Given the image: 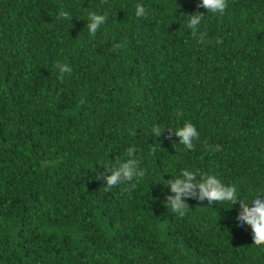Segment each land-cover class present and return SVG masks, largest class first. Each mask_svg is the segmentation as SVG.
<instances>
[{"label":"trees","instance_id":"obj_1","mask_svg":"<svg viewBox=\"0 0 264 264\" xmlns=\"http://www.w3.org/2000/svg\"><path fill=\"white\" fill-rule=\"evenodd\" d=\"M198 5L0 0V264H264L238 204L163 203L183 168L264 188V0ZM90 12L108 17L95 34ZM186 120L191 150L169 134ZM129 146L144 175L107 187L99 163Z\"/></svg>","mask_w":264,"mask_h":264},{"label":"clouds","instance_id":"obj_2","mask_svg":"<svg viewBox=\"0 0 264 264\" xmlns=\"http://www.w3.org/2000/svg\"><path fill=\"white\" fill-rule=\"evenodd\" d=\"M228 4V0H199L198 7L206 9L207 12L222 14ZM146 14L145 7L137 3L135 5V15L142 17ZM203 12L187 14V27L194 33L199 32L201 22L204 17ZM68 18L67 12L60 14ZM106 13L90 12L86 19V27L90 34H95L101 25L107 20ZM61 74L71 73L72 68L68 64H58ZM159 127H154L151 134L159 136L163 131ZM169 134L178 138V144L191 150L194 141L199 137L197 127L190 121H184L180 126L169 127ZM219 147V146H218ZM101 172L96 176L107 187L123 182H132L136 178L142 177L144 172L138 166L135 158V148H127L126 159H114L111 162H100ZM164 189V200L166 208L179 216H184L190 209L189 198L198 201H207L208 204L227 203L231 209L234 205H239V211L235 217L236 225L240 229L250 226L253 242L257 245L264 244V188L254 190L251 197L243 196L234 184L225 183L217 174L205 172L200 169L183 168L178 174L171 175V178L160 180ZM134 186V185H133Z\"/></svg>","mask_w":264,"mask_h":264}]
</instances>
